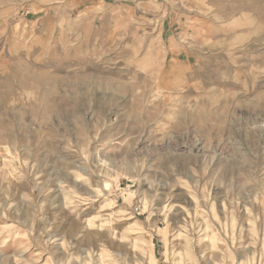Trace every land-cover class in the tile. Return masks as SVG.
Wrapping results in <instances>:
<instances>
[{
	"label": "rangeland",
	"instance_id": "1",
	"mask_svg": "<svg viewBox=\"0 0 264 264\" xmlns=\"http://www.w3.org/2000/svg\"><path fill=\"white\" fill-rule=\"evenodd\" d=\"M0 264H264V0H0Z\"/></svg>",
	"mask_w": 264,
	"mask_h": 264
}]
</instances>
